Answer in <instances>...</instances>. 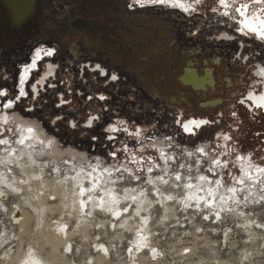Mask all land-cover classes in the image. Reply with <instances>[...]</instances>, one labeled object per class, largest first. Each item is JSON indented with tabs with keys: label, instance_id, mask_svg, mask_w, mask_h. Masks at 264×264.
Masks as SVG:
<instances>
[{
	"label": "rangeland",
	"instance_id": "374dc122",
	"mask_svg": "<svg viewBox=\"0 0 264 264\" xmlns=\"http://www.w3.org/2000/svg\"><path fill=\"white\" fill-rule=\"evenodd\" d=\"M62 4L63 0H38L32 18L18 28L12 27L7 11H0V89L7 91V96L0 97V103L14 100L23 87L28 96L16 103L18 110L31 109L36 114L42 113L60 126L63 140L73 144L80 140L81 147H91L92 151L101 154L106 149L112 151L125 146L136 152L143 145L156 144L165 148L168 154L188 159L185 155L187 151H194L199 143L207 142L209 147L205 151L213 159L225 153L220 159L221 164L224 161L227 164L221 167V172L212 176L214 181L217 175L222 177L223 188L237 184L234 177L242 175V162L236 159L237 156L242 159L248 157L252 165L264 168V110L252 107L247 100L244 105L239 102L254 89L253 82L258 79L257 75L254 76L256 64L264 65V40L248 30L241 31L239 23L233 18L222 17L221 11H216V0L202 2L194 18L179 12V19L170 28V35L177 40L173 50L183 59L181 62L168 56L165 43L163 47L166 53H161V48L157 50L151 42H143L144 45H133L136 51L127 57L119 51L115 55L110 54V50L100 43H94L93 46L84 44L78 38L90 41L78 31L76 19L70 24L67 33L63 24ZM162 10L154 9L171 20L174 15H178L174 12L176 10L163 6ZM250 16L255 21L259 20L257 15ZM225 31L229 32V37ZM159 36H156L157 40ZM241 43L244 52L251 55L245 65H250L252 73L246 72L243 62L238 60ZM198 47L202 48L200 54L196 52ZM37 49L45 50L43 54L49 49L55 52L52 56L40 59L35 71L21 84L23 66L31 62ZM145 49L148 51L141 54ZM192 49L195 51L192 52ZM97 53L100 54L99 58L93 56ZM160 55L164 57L161 60ZM196 56H214V60L211 58L207 64L205 61L198 64ZM217 56L223 57L219 68ZM150 58L154 59L159 72L149 73L146 61ZM93 60L108 68L107 76L93 71L95 67L88 65ZM213 67L219 73H216L214 81L207 69ZM143 68L146 69L140 73ZM228 68L230 72H226ZM186 69L196 72L200 77L209 74L208 81L196 89L182 80ZM112 74L118 76L117 81L110 80ZM214 82H217L215 89L212 87ZM257 89L258 85L255 86ZM99 95L107 99L101 101ZM61 98L68 103L57 107ZM191 118H201L206 123L189 132L183 126ZM89 120L92 121L91 127L87 126ZM68 121L77 132L65 136L64 126ZM107 125L115 130L105 131ZM225 135L228 136L227 140L223 139ZM38 148L31 149L32 156L40 163L48 162V166L46 168L38 163L36 172L39 170L41 173L46 168V179L61 177L64 182L59 196L46 199L45 202L59 210L53 213L45 210L44 218L40 221L41 227L35 228V217L30 218L32 222L29 221L28 233L23 236L24 250L35 235L40 237H37L42 245L39 252L41 257L47 258L46 263L264 264V199H261L264 197V179L244 180L246 187H237L234 200L233 194L226 191L230 195L226 196L231 197V200L222 201L218 198V201H212L207 207L203 201L199 206L193 201L190 208L182 209L172 202L168 204L169 207L166 205L168 211L165 212V208L158 204L148 213H142V216L148 217L146 222L141 223L137 217L129 220L130 223L125 227H120L121 222L117 219L121 216L110 217L99 207L94 210V202L88 200L90 193L82 191L83 188L91 187L95 179L89 177L77 186L78 180L71 178L74 173L67 170L68 165L54 156L38 155ZM145 154L155 155V152L146 148ZM123 155V152L117 153L118 158ZM27 157L21 158L26 160ZM91 159L93 163L96 162L94 158ZM106 166L108 163L101 161V169ZM185 173L193 174L194 177L197 175L196 171ZM140 175L143 176V173ZM17 177L19 180L25 179L20 174ZM128 184V180L118 183V189ZM40 188L38 184L30 190L22 188V196H29L28 200L34 202V193H43ZM165 190L178 191L179 195H183L182 190L168 187ZM20 196L9 195L4 208L0 206V255L6 249L15 248L16 242L10 235L15 236L20 227L7 217V209L19 201L20 208L32 211L29 206L25 205L27 209L24 207L23 197L21 199ZM39 228H43L47 235H41ZM99 243L105 249L99 250ZM131 245H140L141 248L133 254ZM153 246L156 254L149 258L144 248Z\"/></svg>",
	"mask_w": 264,
	"mask_h": 264
},
{
	"label": "clouds",
	"instance_id": "9594fccd",
	"mask_svg": "<svg viewBox=\"0 0 264 264\" xmlns=\"http://www.w3.org/2000/svg\"><path fill=\"white\" fill-rule=\"evenodd\" d=\"M5 96L7 92L3 97ZM16 103V98L11 104L8 100L0 103V163L12 164L23 156H28L31 160L32 154L29 150L40 147L38 155L54 156L64 165L69 166L67 170L74 173L71 178L78 180L77 186L81 181H87L89 177L95 179L91 187L83 188L82 191L90 193L88 200L94 202V208L99 207L105 214L111 216L125 215L126 219L121 221L120 227H125L129 220L137 217L140 218L141 223L146 222L148 217L141 216V213H148L157 204L168 211L166 205L172 202L180 205L182 209L190 208L193 201L197 206L201 201L206 207L210 206L211 201L207 198L220 196V199L224 200L225 191L232 193L233 199L235 198L237 189L234 187L224 189L221 183L222 177L217 176L215 181H212L211 177L216 176L227 161L221 164L220 157L225 153H220L213 159L205 151L209 147L207 142L199 143L194 151H187L185 155L188 159L168 154L165 148L156 144L143 145L137 148L136 152L125 146L112 151L106 149L101 154L92 151L91 147H81L80 140L75 144L63 140L59 131L60 126L54 124L51 118L45 117L42 113L36 114L31 109L20 111L16 108ZM114 130L111 125L105 127V131ZM76 132L77 130L68 121L64 126V135L70 136ZM223 139L227 140L228 136L225 135ZM146 148L154 150L155 155L145 154ZM118 152H123L124 155L118 158ZM91 158L96 162L93 163ZM236 159L240 160L241 157L237 156ZM244 159L247 167L241 166L243 176L234 177L238 183H242L244 178L252 179L248 175L247 168L253 165L248 162V157ZM101 161L108 163V166L101 169ZM201 168L204 169L203 172H199ZM55 170L54 168L53 171ZM186 171L188 173L196 171L198 174L195 177L190 174L184 175ZM258 171L264 174V168H259ZM140 173H143V176ZM153 173L158 174L153 175ZM117 174L121 175L118 179H113ZM35 178L40 179L39 176ZM125 180L129 181L128 186L118 189L116 185ZM166 187L182 190L183 195H179L178 191H166ZM151 197L156 199L153 200ZM121 205L124 207H120ZM129 212L131 216L127 215Z\"/></svg>",
	"mask_w": 264,
	"mask_h": 264
},
{
	"label": "flooded vegetation",
	"instance_id": "af4514ba",
	"mask_svg": "<svg viewBox=\"0 0 264 264\" xmlns=\"http://www.w3.org/2000/svg\"><path fill=\"white\" fill-rule=\"evenodd\" d=\"M198 1L201 2V5H202V2H205V0H198ZM181 2L185 7L189 8L188 12H184L182 9H179V8L170 7L167 4H165L163 6H166L167 8L172 9V10L176 9V10L180 11V13L183 12V13L188 15L192 10V5L194 4L193 3L194 1L189 0L187 3H185L184 0H181ZM37 4H38V0H36L32 15L30 16L29 19H26L24 21V23L21 24V26L28 23L29 20L32 18L33 14L36 10ZM130 4L132 5L131 8H129ZM62 5H63L62 6V8H63V24L67 30V33L69 31L70 24H73L74 20L76 19L75 26L78 28V31L90 41V42H86L84 39L78 38V41H80L84 44L93 46V45H95L94 43H100V45L104 46L105 49L107 48L110 50L109 51L110 54L115 55L116 52L119 51L121 53L124 52L123 56L127 57L129 54H132L133 51L135 50L133 45L135 46V44H139V43L144 45L143 42H147V43L151 42L152 44H154L156 46L157 50H160L159 47L161 48V50H160L161 53L165 52V50H166L168 53V56H170V57L172 56L176 62H181L183 60L182 58H180L178 53L174 52L173 48H174L177 40L174 36L172 37L170 35V33H171L170 28L176 23V20L179 19V12L178 11H174L178 15H174V19L171 20L168 17H165V14H163L162 12L154 11V9L162 10V7H160V6L152 7L147 2V0H144L143 6H139V5L134 4L133 0H63ZM232 8H234V7L230 6V3L228 0H224L223 5L220 3V0H219V3H217V11L218 12L223 10L221 12H223V13L227 12L228 16H231V18H232V16H234V15H232V13L235 12L236 17L234 20H236L239 23V28L241 29V31H244V32L247 31L246 29H243V27L241 25V21L244 19H247L248 21L252 22L253 24H256L257 26H259V20L258 21L253 20L252 16H250V15L248 16V13H246L245 17L239 16V14L237 12L238 8H240L241 11H244V12L247 11V8L242 7V4H241V6H238L236 8V10H235V8L234 9H232ZM0 11L1 12L7 11L8 14H10L6 5L2 1H0ZM196 15H198V14H196ZM196 15L191 16V18L192 17L194 18ZM12 27L15 28L16 26L12 25ZM159 29L161 32L159 31ZM159 32H160V36H159ZM224 33L226 36L229 37L230 34L228 31H225ZM156 36H159L158 40H157ZM142 37H144V39ZM159 39H161V40H159ZM91 42H93V43H91ZM164 43L167 44L166 49L163 47ZM168 44H169V47H168ZM241 45H242V47L238 52V60H241L240 62H243V66L245 67L244 69L246 72L252 73L253 70L250 68V65L249 64L245 65L246 64L245 62H247V61L249 62L251 55L249 53L244 52L243 44L241 43ZM94 48H96V47H94ZM201 50H202V48L198 47L196 49V52L198 54H200ZM44 51L40 50V56H41L40 59H42L44 56H46L43 54ZM128 51H129V53H128ZM147 51L148 50L145 49L144 51H141V54L146 53ZM193 51H195V50L192 49V52ZM150 52H152V51H150ZM103 53H105V52H103ZM93 56L95 58H99L100 54L97 53L96 55H93ZM147 57H149V55H147ZM163 58L164 57L160 55V60ZM195 58H196V61L198 62V64L203 63V61H205V63L207 64L208 61L211 60L212 57L202 58V57L196 56ZM213 58H214V56H213ZM216 58H217V65L219 68V66L222 65L221 60L223 57L217 56ZM35 59H36V56L34 55L31 62L28 65H30L32 63V61ZM225 59L227 60L226 57H225ZM39 60H36V65L32 69L30 75L32 74L33 71H35V69L38 65L37 63L39 62ZM199 60H200V62H199ZM189 62H192V61L190 60ZM97 64H99L101 66V69L108 72L107 71L108 68L101 65V62H99V61L98 62H96V60L90 61V63L88 65H92L93 67H95ZM146 65H147L146 67H147L149 73L152 72L154 74L156 71L159 72L158 71L159 69L158 70L156 69L157 66L154 65V59L150 58L149 61H146ZM144 69H146V68H143V70H140V73H143ZM207 69H209L210 76L212 77V80L214 81L216 73L219 75L218 71H215V67H213L211 69L210 68H207ZM254 71H255V75H257V78L261 79V80L256 79L253 82L254 89L250 90L248 92V94L250 92L253 95L264 94V76L259 75V73L264 72V65L258 64L256 70H254ZM226 72H230V69L228 68L226 70ZM208 76H209V74H208ZM208 76H204V77L201 76L200 77L196 72L191 71L190 69H186L185 73L182 76V80L185 83L191 84L196 89H199V88L203 87V85L205 84L206 81H208ZM216 83L217 82H214V85L212 86L214 89H215ZM256 85H258L257 90H255ZM210 101H212V100H210ZM259 109L264 110V108H259ZM197 121H203V120L201 118H199V119L191 118L188 121L184 122L183 127L189 132L193 131L195 128H201L204 124L201 126L200 124L196 123ZM186 125H187V127H185ZM240 162H242L241 164L246 163L244 160H241ZM9 167H10L9 168L10 171H8V173L11 174V172L13 173L14 171H17V170H15L16 166L14 163L9 164ZM246 167H247V165H246ZM259 168H260L259 166L253 168L254 172L259 173V171H258ZM2 170H4V169H2ZM5 199L7 200L8 198H5Z\"/></svg>",
	"mask_w": 264,
	"mask_h": 264
},
{
	"label": "bare ground",
	"instance_id": "6f19581e",
	"mask_svg": "<svg viewBox=\"0 0 264 264\" xmlns=\"http://www.w3.org/2000/svg\"><path fill=\"white\" fill-rule=\"evenodd\" d=\"M38 149H40V148H38ZM29 152L30 153L32 152L31 149L29 150ZM17 155H18V153H17ZM241 160H244V159H242V157H241V159L239 161H241ZM13 163L15 164V166L17 168V172L15 171L16 173H14V174L12 172H11V174L8 173V171H10V169H9L10 167H8V165H5V164H2L3 166L0 165V206H3V208H4V205H6L5 204V202H6L5 198H9V195L14 194V195H17V196L18 195L22 196V191H21L22 188H25V190H30L32 187L36 188V186L38 184L41 187L40 189L43 190V193L42 194H35L34 193V199H35L34 202H30L28 200L30 198L29 196H26V197L22 196L23 197V205H24V207H25V205L29 206L31 208V210H32L31 212L28 211V210H25L23 208H20V202L19 201H18L19 203L16 202L15 204H13L14 206L11 204L10 205L11 209H7V214H8L7 217L9 219H11V220L13 219L14 222H17V224H19L20 227H19V230L17 231V234L15 236L14 235H10V238L15 240V242H16V245H14L15 248H9L8 250L6 249L5 251L1 252L0 264H47L48 263V262L46 263V259L47 258L45 259L44 257H41L40 252H39V250H41V246H42L39 243V240H40L39 238L40 237L38 235L37 236L35 235V237L32 236L33 239L30 240L31 241L30 243L28 242L30 245L24 250L22 248V245H24L23 244V236L26 233H28V229H29L28 225H29L30 218H32L33 216L35 217V221H36L35 222L36 225L34 226L35 228H36V226L37 227L38 226L41 227L42 225L40 226V221H41L42 217L44 218L45 210L48 209L49 213H53V212L59 210L58 207H55L53 205H49L48 206V205L45 204V202H46V199L51 200V199H55L56 197L59 196V194L61 192V187H63L62 185L64 184V182H63L61 177H58V179L61 178L60 180L55 179L56 177L53 178L51 176H50L52 178L51 180L46 179L45 176H44L45 175L44 172H45V169L48 166V165H46V164H48V162H46V164L45 163H40L33 156H32L31 160H29L28 157H27L26 160L20 158L19 160H15ZM38 163L44 165L43 167H46V168L43 169L44 171L41 168V170L43 171L41 173H40L39 170H37V172L35 170V166H37ZM42 165H41V167H42ZM240 165L242 166L244 164L240 163ZM255 167H257V166L253 165V167H249L247 169L248 175L252 177V179H249V180H252V181L255 180L256 181V179H258V178L263 180L264 179V174H259L257 172H254L253 168H255ZM2 169H4V170H2ZM202 170L200 172H203ZM221 170H220V172H221ZM240 170H242V169H240ZM241 172H242V175L240 177L243 176V171H241ZM17 174H20V175L24 176L25 179L24 180H19L18 177L16 178ZM204 174L208 175L207 173H204ZM191 175H193V174H191ZM36 176H39L40 179H36L35 178ZM116 177L118 179L119 176L117 175ZM215 178H217V177H215ZM65 180L66 179L64 178V181ZM244 180H247V178H244L243 181ZM212 181L214 182V178L213 177H212ZM231 186L236 188V189H237L238 186L239 187H241V186L242 187H246L244 182H242V183H237V184L233 183V184L229 185L228 187H224V188L227 189V188H229ZM118 187L119 186L117 185V188ZM19 190L21 191L20 194H19V192H20ZM223 195H224L225 199L222 200V201H228V199L231 200V197H227L226 196V195H229V194H227L226 191L223 193ZM22 197H21V199H22ZM218 198H220V196L208 197L207 199L210 200L211 202L212 201L216 202V201H218ZM235 198H236V196H235ZM25 200H26V202H25ZM42 202H43V204L41 206H39ZM30 203H31V205H27V204H30ZM96 203L98 204L99 202L97 201ZM120 207H124V205H121ZM134 207H135V205H133V208ZM93 209L95 210L94 207H93ZM165 212H167V211H165ZM127 215L131 216V212H129ZM141 216H142V213H141ZM14 217L16 219H14ZM110 217H112V216L110 215ZM124 217H125V215L122 214L120 219H117V220L121 222ZM30 222H32V221H30ZM128 223H130V222H128ZM127 227H129V226H127ZM55 228L59 229V227H56V226H55ZM132 229H134V228H132ZM39 230H40V234L41 235H47L44 232L43 228H39L38 231ZM131 231H133V230H131ZM37 237H39V238H37ZM34 238H35V240H34ZM52 241H54V240H52ZM41 242H42V240H41Z\"/></svg>",
	"mask_w": 264,
	"mask_h": 264
},
{
	"label": "snow or ice",
	"instance_id": "6c2138e0",
	"mask_svg": "<svg viewBox=\"0 0 264 264\" xmlns=\"http://www.w3.org/2000/svg\"><path fill=\"white\" fill-rule=\"evenodd\" d=\"M257 2H260V0H257ZM151 3L153 4H157V5H169L170 7L173 8H179L182 9L184 12H188L189 8L185 7L181 0H151ZM220 3L223 5L224 4V0H220ZM134 4L139 5V6H143L144 4V0H134ZM132 5H129V8H131ZM245 7L246 6H242ZM238 14L241 17H245L246 13L244 11H241L240 8L237 9ZM225 16L228 15L227 12L224 13ZM241 25L243 27V29H246L250 32H252L253 34H255L258 38L264 40V20H260L259 21V26H257L256 24H253L252 22L248 21L247 19H244L241 21ZM55 50L54 49H49L48 51H46L44 53V55L46 56H52L54 54ZM36 59L32 61V63L30 65H25L23 66L22 72H21V76H20V82L21 84L25 83L32 71V69L35 67L36 65V60H39L41 58L40 56V50L37 49L36 53H35ZM83 71V69H82ZM93 71H99V74L101 76H107L108 73L101 69V66L99 64H97L95 66V68L93 69ZM259 75L264 76V72L259 73ZM110 80L111 81H117L118 80V76L116 74H112L110 76ZM52 87H55V85H52ZM33 88H35V85H33ZM5 92H7L6 90L0 89V97H3ZM28 96V92L25 91V89L23 87H21L19 89V94L15 97L17 99V102L21 100V98L27 97ZM33 99H36L35 96H33ZM89 100L92 99L91 96L88 97ZM98 99L101 101L106 100L107 98L104 95H99ZM245 100H247L249 102V104L254 107V108H264V94H256L253 95L251 92L244 98V99H240V104L244 105L245 104ZM8 103L11 104L12 100H8ZM68 103V101L64 100L63 98H61L60 104L57 105V107H60L62 104ZM91 123L92 121L89 120L87 126L91 127ZM197 124H200L201 126L206 123L205 121H197ZM187 127V125L185 126Z\"/></svg>",
	"mask_w": 264,
	"mask_h": 264
},
{
	"label": "built area",
	"instance_id": "2783aa9c",
	"mask_svg": "<svg viewBox=\"0 0 264 264\" xmlns=\"http://www.w3.org/2000/svg\"><path fill=\"white\" fill-rule=\"evenodd\" d=\"M185 1V3H187L189 0H184ZM191 1H194L193 3V5H192V10H191V12L187 15V14H185L187 17H191V16H193V15H196V14H198L199 13V11H200V8H199V6L201 5V2L200 1H198V0H191ZM229 1V3H230V6L231 7H234L235 8V10H236V8L238 7V6H241V4H242V6H246V8H247V11L245 12V13H248V15H257L258 17H259V21L261 20V19H263L264 20V0H260V2H257V0H228ZM147 2L150 4V6H160V7H162L163 5H157V4H153V3H151V0H147ZM216 3H219V0H217L216 1ZM163 8H165V9H169V8H167L166 6H163ZM234 8H232V9H234ZM245 8V7H244ZM172 10V9H171ZM173 10H176V9H173ZM176 11H178V10H176ZM217 11V10H216ZM221 11H223V10H221ZM178 12H180V11H178ZM219 13V12H218ZM221 14H223V16L222 17H224V18H226V19H230L231 18V16H225V14L223 13V12H221ZM232 15H234L232 18L233 19H235V17H236V14H235V12L234 13H232ZM240 16V15H239ZM238 16V17H239ZM256 63H259V62H256ZM256 65H258V64H256ZM132 244H136V242H132ZM141 245V244H140ZM140 245H131V249L133 248V254L139 249V248H141V246ZM97 246H98V249L99 250H102V248L103 249H105V246L104 245H102V243H99V244H97ZM107 248V247H106ZM108 249V248H107ZM145 250H147V253H148V256H149V258H152V256H155V254H156V248H155V246H153V247H150V248H144ZM129 249H127V251H128ZM139 251V250H138ZM134 262H132V263H127V262H125V263H120V264H133ZM134 264H140V262H136V263H134Z\"/></svg>",
	"mask_w": 264,
	"mask_h": 264
},
{
	"label": "water",
	"instance_id": "95a60500",
	"mask_svg": "<svg viewBox=\"0 0 264 264\" xmlns=\"http://www.w3.org/2000/svg\"><path fill=\"white\" fill-rule=\"evenodd\" d=\"M8 11L12 25L19 27L32 15L36 0H0Z\"/></svg>",
	"mask_w": 264,
	"mask_h": 264
},
{
	"label": "trees",
	"instance_id": "16d2710c",
	"mask_svg": "<svg viewBox=\"0 0 264 264\" xmlns=\"http://www.w3.org/2000/svg\"><path fill=\"white\" fill-rule=\"evenodd\" d=\"M158 120V119H157Z\"/></svg>",
	"mask_w": 264,
	"mask_h": 264
}]
</instances>
